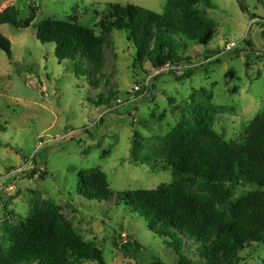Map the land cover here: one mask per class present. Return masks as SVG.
Masks as SVG:
<instances>
[{
    "label": "rangeland",
    "instance_id": "obj_1",
    "mask_svg": "<svg viewBox=\"0 0 264 264\" xmlns=\"http://www.w3.org/2000/svg\"><path fill=\"white\" fill-rule=\"evenodd\" d=\"M243 1L246 13L237 0H202L198 10L216 32L208 51L201 45L189 52L191 64L183 68L197 70L155 80L160 71L149 62L138 66L126 33L107 34L103 66L79 76L71 61L57 59L53 44L38 41L35 26L78 18L100 35L110 8L132 4L163 13L168 0H0V14L14 6L22 21L35 16L27 29L0 26L12 45V59L0 49V248L31 212L42 211L94 243L106 264L176 263L115 195L171 186L168 167L138 158L179 125L210 119L227 142L245 143L264 112V0ZM230 44L236 47L229 50ZM111 93L112 102L101 105L99 95ZM94 177L113 192L109 201L79 196V181ZM247 190L240 186L235 198ZM240 263L264 264V244L245 249Z\"/></svg>",
    "mask_w": 264,
    "mask_h": 264
},
{
    "label": "trees",
    "instance_id": "obj_2",
    "mask_svg": "<svg viewBox=\"0 0 264 264\" xmlns=\"http://www.w3.org/2000/svg\"><path fill=\"white\" fill-rule=\"evenodd\" d=\"M237 1L246 13L245 2ZM201 2L168 0L163 13L132 4L112 7L101 23L105 33L100 35L82 26L78 18L42 20L35 26L36 35L42 44L55 46L57 59L71 61L79 76L101 69L107 34L112 31L128 34L137 51L138 66L143 69V63L149 62L160 71L155 80L181 70L190 75L197 69L183 68L191 64L189 52L201 45L208 51L216 32V23L198 10ZM19 16L16 7H7L0 14V26L27 29L35 20L32 16L22 21ZM0 49L12 59L11 42L2 34ZM248 61L249 57L247 68ZM114 96L100 94L98 98L101 105H109ZM212 127L210 119L184 123L168 134L161 146L140 155L139 163L160 162L168 167L173 176L171 186L156 193L115 195L118 206H128L140 216L149 232L175 254V264H241L245 249L264 244V112L252 122L241 145L227 142ZM240 186L251 190L235 198ZM78 194L98 202L113 196L95 177L79 181ZM87 262L106 264L94 243L85 241L55 214L42 211L31 212L18 233L0 248V264Z\"/></svg>",
    "mask_w": 264,
    "mask_h": 264
},
{
    "label": "built area",
    "instance_id": "obj_3",
    "mask_svg": "<svg viewBox=\"0 0 264 264\" xmlns=\"http://www.w3.org/2000/svg\"><path fill=\"white\" fill-rule=\"evenodd\" d=\"M235 47H236V44H230V45L228 46V49L231 50L232 48H235Z\"/></svg>",
    "mask_w": 264,
    "mask_h": 264
}]
</instances>
